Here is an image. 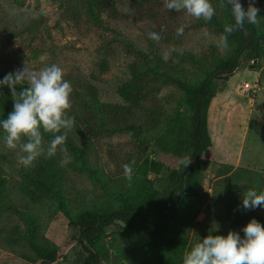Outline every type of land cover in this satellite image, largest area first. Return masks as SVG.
<instances>
[{
  "label": "rangeland",
  "instance_id": "374dc122",
  "mask_svg": "<svg viewBox=\"0 0 264 264\" xmlns=\"http://www.w3.org/2000/svg\"><path fill=\"white\" fill-rule=\"evenodd\" d=\"M16 1L0 0V72L26 65L37 71L53 63L62 67L72 85L68 115L74 126L67 133L70 144L63 146L70 158L64 166L65 153L58 151L24 167L18 150L0 143V264H74L78 233L70 221L84 211L104 213L140 202L146 179L163 189L186 162L159 148L180 124L187 127L191 110L187 94L164 83L162 73L196 86L234 56L232 42L219 46L218 29L230 25L231 15L226 0H210L215 15L207 22L183 10L169 11L163 0ZM248 2L241 0L245 10ZM254 6L260 10L256 28L264 35L263 0H254ZM31 26L35 40L13 41L17 31ZM151 32L160 35L153 39ZM127 45L141 55L130 54ZM245 82L258 87L248 93L241 88ZM24 86L16 85V91ZM217 97L209 121L214 147L202 158L205 203L197 214L184 213L166 233L175 237L186 225V246L172 251L182 264L184 254L208 235L243 236L254 218L264 224V207L242 206L245 191H264V58L241 60L225 90L226 107L221 109ZM12 110L0 104V119ZM41 135L46 147L52 134ZM130 160L135 162L131 182L122 168ZM227 166L251 172L231 179L232 174L223 175ZM235 197L239 204L228 209ZM120 227L110 226L102 235L99 264H157L146 237ZM32 242L57 248V261L23 259V252L34 253Z\"/></svg>",
  "mask_w": 264,
  "mask_h": 264
},
{
  "label": "trees",
  "instance_id": "16d2710c",
  "mask_svg": "<svg viewBox=\"0 0 264 264\" xmlns=\"http://www.w3.org/2000/svg\"><path fill=\"white\" fill-rule=\"evenodd\" d=\"M101 7L112 16L115 15L109 5L104 3ZM228 9L230 11V7ZM261 14L264 19V10ZM230 15L231 25L234 23L231 11ZM31 28L32 26L23 31H17L13 41L24 36H27L24 38L30 37L35 40ZM218 31L222 34L224 29H218ZM228 41L236 46V54L218 65L196 86H190L181 78L162 73L164 83L175 84L187 94L191 110L187 127L180 124L178 132L166 136L159 144V148L163 152L180 158L185 157L187 160L168 177L167 186L163 189L155 187L153 181L146 179L140 186L142 196L140 202L127 204L119 210L104 213L84 211L79 214L76 221H70L71 227L78 233V251L74 264H99L103 258L100 244L102 235L108 227L113 225L123 226L120 228L130 236H145L148 245L155 253L157 264H182L172 256V251L186 246L188 235L186 225L180 227L179 235L175 237L167 238L166 233L179 224L184 213L197 214L205 203V197L200 192V178L202 158L211 154L214 147L209 126L211 105L219 94L225 92L230 79L241 67L242 59L249 63H257L264 58V35L259 34L256 25L245 23L243 29L228 35ZM127 51L130 54L141 55L129 45H127ZM6 74L8 73L0 72V77ZM20 90L13 95L8 86H0V104H6L7 108L12 109ZM66 143L70 144L67 141ZM196 160L197 163H195ZM250 172L248 169L227 166L223 175L232 174L230 178L233 179L240 177L242 173ZM1 188H3L2 182H0ZM239 202L240 200L235 197L232 203L228 202L230 203L228 209L237 206ZM234 211L241 213L237 207ZM82 241L86 244V249L83 248ZM32 249L34 253H22L23 259L31 263L40 260L55 263L58 259V249L51 248L49 242L43 245L32 242Z\"/></svg>",
  "mask_w": 264,
  "mask_h": 264
},
{
  "label": "clouds",
  "instance_id": "9594fccd",
  "mask_svg": "<svg viewBox=\"0 0 264 264\" xmlns=\"http://www.w3.org/2000/svg\"><path fill=\"white\" fill-rule=\"evenodd\" d=\"M169 11H185L186 14L204 21H211L215 9L210 0H163ZM234 23L226 25L219 37V46L228 47V35L243 29L245 23L257 24L259 9L254 0H249L245 10L241 0H226ZM183 29L178 30V34ZM150 38H158L159 32H151ZM8 86L13 95L16 85L21 88L13 110L7 118L0 119V143L9 150L17 151L19 163L30 167L41 157L52 158L59 152L65 153L61 165L70 163L66 149L67 133L74 126V118L68 115L71 108L72 85L64 77V70L53 63L41 70L24 66L9 72L0 79V86ZM42 131L51 133L46 147L42 146ZM134 161L122 164L123 175L131 182ZM242 206L246 210L264 207V191L250 188L243 193ZM238 232L227 236L208 235L196 243L183 256V264H264V224L252 219Z\"/></svg>",
  "mask_w": 264,
  "mask_h": 264
},
{
  "label": "crops",
  "instance_id": "0c3cea01",
  "mask_svg": "<svg viewBox=\"0 0 264 264\" xmlns=\"http://www.w3.org/2000/svg\"><path fill=\"white\" fill-rule=\"evenodd\" d=\"M230 82V81H229ZM229 88H230V86H229ZM222 94H224V95H222ZM222 94H219V95H222V96H219V97H217V98H219V105H220V107H221V109L222 108H224V107H226L225 105H226V103H227V100H226V97H225V92L224 93H222ZM216 99V98H215ZM215 100H213V102H214ZM213 104V103H212ZM211 109H212V105H211V108H210V112H209V121H210V116H211ZM210 125V124H209ZM212 136V135H211Z\"/></svg>",
  "mask_w": 264,
  "mask_h": 264
},
{
  "label": "built area",
  "instance_id": "2783aa9c",
  "mask_svg": "<svg viewBox=\"0 0 264 264\" xmlns=\"http://www.w3.org/2000/svg\"><path fill=\"white\" fill-rule=\"evenodd\" d=\"M258 87L257 83L253 86L248 82H245L244 84L241 85L242 90L246 91V92H251L252 90H255V88Z\"/></svg>",
  "mask_w": 264,
  "mask_h": 264
},
{
  "label": "water",
  "instance_id": "95a60500",
  "mask_svg": "<svg viewBox=\"0 0 264 264\" xmlns=\"http://www.w3.org/2000/svg\"><path fill=\"white\" fill-rule=\"evenodd\" d=\"M195 132H196V131H195ZM195 163H197V160L195 161ZM189 167H190V166H189ZM189 167H188V168H189ZM142 229L144 230L143 227H142ZM81 244H82L83 248L86 249V244H85L83 241L81 242Z\"/></svg>",
  "mask_w": 264,
  "mask_h": 264
}]
</instances>
